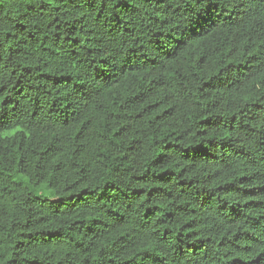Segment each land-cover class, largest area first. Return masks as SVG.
Masks as SVG:
<instances>
[{"label":"trees","instance_id":"16d2710c","mask_svg":"<svg viewBox=\"0 0 264 264\" xmlns=\"http://www.w3.org/2000/svg\"><path fill=\"white\" fill-rule=\"evenodd\" d=\"M0 264H264V0H0Z\"/></svg>","mask_w":264,"mask_h":264},{"label":"rangeland","instance_id":"374dc122","mask_svg":"<svg viewBox=\"0 0 264 264\" xmlns=\"http://www.w3.org/2000/svg\"><path fill=\"white\" fill-rule=\"evenodd\" d=\"M31 191L38 197H49L52 199L50 190L46 189L44 186L34 187L31 189Z\"/></svg>","mask_w":264,"mask_h":264}]
</instances>
